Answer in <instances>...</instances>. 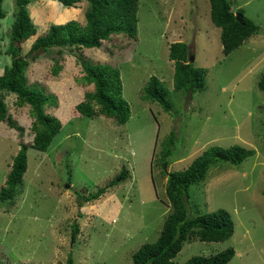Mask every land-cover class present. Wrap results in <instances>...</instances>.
Here are the masks:
<instances>
[{
	"label": "rangeland",
	"instance_id": "374dc122",
	"mask_svg": "<svg viewBox=\"0 0 264 264\" xmlns=\"http://www.w3.org/2000/svg\"><path fill=\"white\" fill-rule=\"evenodd\" d=\"M229 2L234 12L242 8L260 30L227 56L209 0H140L137 38L117 34L100 48L66 49L62 57L53 49L30 60L29 82L57 96L47 112L63 127L46 152L29 148L17 195L0 202V259L5 264H68L69 255L74 264H133L134 252L158 239L171 212L167 173L187 168L210 146L235 144L256 153L238 164L215 163L206 179L189 189L192 216L225 209L234 220L233 236L222 242L188 241L174 260L183 264L193 256L234 247L228 264H264V92L258 87L264 75V0ZM88 6L87 0L77 8L31 0L37 34L23 43V52L53 24H84ZM3 8L0 74L11 64L7 49L15 0H4ZM179 41L189 45L193 64L207 70L204 89L192 95L174 89L169 47ZM55 57L62 65L57 75ZM78 58L119 68L131 108L127 123L119 125L104 115L86 117L76 110L94 89L83 80ZM153 75L170 91L171 112L142 97ZM3 97L24 131L0 121V189L21 143L32 142L34 120L30 106L16 103V94L3 92ZM172 130L176 140L164 170L160 152ZM124 168L125 180L79 206Z\"/></svg>",
	"mask_w": 264,
	"mask_h": 264
},
{
	"label": "trees",
	"instance_id": "16d2710c",
	"mask_svg": "<svg viewBox=\"0 0 264 264\" xmlns=\"http://www.w3.org/2000/svg\"><path fill=\"white\" fill-rule=\"evenodd\" d=\"M0 0V30L1 21L6 17ZM62 7L77 8L81 0H53ZM85 11L86 22L70 20L62 24L51 25L45 34L38 36L27 52H23V43L37 34V26L29 11L31 0H15V19L11 26L9 47L7 53L11 64L0 74V121L9 126L24 131V127L8 113L3 92L16 94L19 106L28 105L34 117L31 131V144L21 143L18 153L14 156L11 170L5 184L0 189V202L12 201L18 193V186L28 168V150L34 148L46 152L60 133L63 124L61 120L47 112V107L56 105L57 96L48 93L44 87L31 84L27 76L30 60L37 59L42 52L56 49L62 57L66 49L100 48L103 41L112 36L125 33L129 38H137L138 10L140 0H87ZM211 20L221 29L223 54L229 55L241 46L247 39L260 30V26L245 15L242 8L237 12L232 10L229 0H209ZM241 15L242 21L237 19ZM169 58L174 64V89L192 95L204 89L207 70L196 67L190 62L192 56L186 42L179 41L170 44ZM84 72L83 80L94 85L92 91L86 92L84 99L76 104V110L83 116L94 117L104 115L123 125L131 117V108L123 96V83L119 68L109 63L96 62L78 58ZM62 69L58 58H54L53 73L57 75ZM258 87L264 92V75L258 82ZM169 89L157 76L149 78L144 87L142 97L145 100L156 101L166 112L172 111L169 99ZM22 134V133H21ZM176 132L167 136L160 152L164 170L167 169V158L172 154ZM256 150L235 144L230 147L210 146L198 155L185 169L168 172L166 195L171 203V212L167 215L158 239L153 243L143 244L134 252L133 264H177L175 257L182 251L188 241L222 242L230 239L235 231L234 220L225 209L201 213L192 216L190 205V187L207 177L209 168L217 162L238 164L255 155ZM128 171L124 168L116 179L107 186L99 187L84 201L95 200L104 195L110 187L119 184L127 178ZM80 198L81 195L79 194ZM74 233H78L77 224H73ZM234 247H229L210 256L196 255L183 264H228L235 256ZM0 264H5L0 259ZM68 264H74L69 255Z\"/></svg>",
	"mask_w": 264,
	"mask_h": 264
},
{
	"label": "water",
	"instance_id": "95a60500",
	"mask_svg": "<svg viewBox=\"0 0 264 264\" xmlns=\"http://www.w3.org/2000/svg\"><path fill=\"white\" fill-rule=\"evenodd\" d=\"M237 19L239 20V21H242V17H241V15H237ZM194 61V58L192 57V56H190V62H193Z\"/></svg>",
	"mask_w": 264,
	"mask_h": 264
},
{
	"label": "clouds",
	"instance_id": "9594fccd",
	"mask_svg": "<svg viewBox=\"0 0 264 264\" xmlns=\"http://www.w3.org/2000/svg\"><path fill=\"white\" fill-rule=\"evenodd\" d=\"M190 51H191V49H190ZM191 54H192V53H191ZM192 57H193V55H192ZM194 61H195V60H194ZM194 61H193V62H194Z\"/></svg>",
	"mask_w": 264,
	"mask_h": 264
}]
</instances>
